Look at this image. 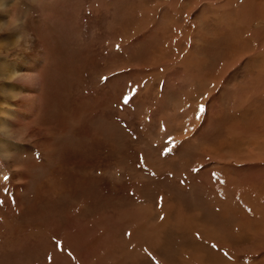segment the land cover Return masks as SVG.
Masks as SVG:
<instances>
[{
    "label": "rangeland",
    "instance_id": "rangeland-1",
    "mask_svg": "<svg viewBox=\"0 0 264 264\" xmlns=\"http://www.w3.org/2000/svg\"><path fill=\"white\" fill-rule=\"evenodd\" d=\"M0 264H264V0H0Z\"/></svg>",
    "mask_w": 264,
    "mask_h": 264
},
{
    "label": "snow or ice",
    "instance_id": "snow-or-ice-1",
    "mask_svg": "<svg viewBox=\"0 0 264 264\" xmlns=\"http://www.w3.org/2000/svg\"><path fill=\"white\" fill-rule=\"evenodd\" d=\"M123 102H124L125 104L129 103V97L127 96V99H125V97H124V98H123ZM200 111H201V112L204 111V106H203V105L200 106ZM168 151H171V149H168ZM4 179L6 180V179H8V177H4Z\"/></svg>",
    "mask_w": 264,
    "mask_h": 264
},
{
    "label": "bare ground",
    "instance_id": "bare-ground-1",
    "mask_svg": "<svg viewBox=\"0 0 264 264\" xmlns=\"http://www.w3.org/2000/svg\"><path fill=\"white\" fill-rule=\"evenodd\" d=\"M37 78V77H36ZM34 81V80H33ZM35 83H37V82H35ZM29 103H31V102H29Z\"/></svg>",
    "mask_w": 264,
    "mask_h": 264
}]
</instances>
